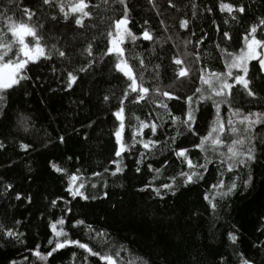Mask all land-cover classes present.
<instances>
[{
	"label": "trees",
	"instance_id": "trees-1",
	"mask_svg": "<svg viewBox=\"0 0 264 264\" xmlns=\"http://www.w3.org/2000/svg\"><path fill=\"white\" fill-rule=\"evenodd\" d=\"M74 2L52 0L50 5H44L42 0H0V30L7 32L8 21L3 14L12 16L17 22L27 21L20 9L30 7L36 13L31 23L37 25L46 52L52 57L29 63L25 75L30 79L12 91L11 107L6 116L0 115V142L4 144L0 149V224L22 233L19 240L0 238V264H11L13 260L16 264H83L82 255L87 254L76 246L60 249L46 261H39L30 251L38 244L41 253L50 250L47 240L54 235L51 224L62 217L68 238L88 243L98 252L111 254L120 250L116 259L122 264H239L242 257L252 264H264V149H261L259 139L253 141L257 144V162L250 166L237 165L229 173L220 168L219 160H216L208 166L204 181L198 186L180 187L174 196L164 189H161L163 199L150 188L140 191L149 181L153 187H159L162 183H172L173 176L179 180L178 173L187 168L170 152V148H176L170 143L169 147L158 145L153 149L154 154H147L138 165L139 173L135 171V161L141 159L140 153L146 152L139 144L120 158L114 157L113 133L120 122L112 113L123 98L126 78L116 71L114 63L106 62L108 57L101 59V52L107 43L109 24L122 16V6L117 0H87L91 18H84V26L79 27L71 13L65 20L59 11L60 4L67 11ZM220 2L126 0L128 27L138 40L135 45L126 40L122 47L138 78L143 72L145 86L159 87L182 96L191 95L195 87L202 86L199 82L201 69H206L205 76L208 71H226L227 53L239 52L244 46L246 31L264 17V0H223L246 6V15L233 13L236 20L227 12L219 11ZM209 8L213 11H207ZM53 16L57 19L53 20ZM181 20L189 22L186 29L180 27ZM145 29L153 36L152 41L143 40L141 33ZM224 30L229 32L231 40L223 38ZM260 36H264V32L257 38ZM7 39L6 36V42ZM198 40L201 43L198 44ZM89 42L93 44L92 57L83 51ZM56 49L66 51L68 56L58 57ZM196 54H199V61ZM137 55L143 59L144 69L134 59ZM174 56H179L184 67L190 69L188 77L177 79L178 68L172 62ZM112 59L114 61L115 57ZM86 60H93V67L87 73H79L81 79L73 89H68L67 71L79 68ZM249 67L251 87L257 96L249 97L237 86L231 105L220 106L225 123L229 118L235 123L250 112L264 113V81L260 79L255 61ZM105 95L110 97L107 102L103 100ZM159 99L154 92L148 98L149 101ZM210 103L203 104V112L197 113L202 131L216 119V110ZM171 106L178 108L175 102H171ZM236 109L240 110V115H233ZM174 115H180L179 111ZM20 116L28 118L27 132L17 123ZM138 121L167 124V128H159L156 136L145 128L147 135L141 134L137 140L151 137L163 142L167 136L176 134L170 117L156 103L141 101L136 104L126 100L125 143H132ZM251 133L257 138L264 137V126L254 125ZM60 137H64L63 143ZM194 140L180 136L177 142L189 149L194 161L203 163L205 153L193 147ZM21 143L30 147L22 150ZM165 158L168 162L162 164ZM112 159H119L126 166L118 177L104 172V168L114 170L115 165L110 163ZM148 164L161 168V172H150ZM53 165L68 174L86 178L87 194L98 199H73L66 192L68 176L57 172ZM93 172L103 175L93 176ZM249 175L252 179L244 187L243 181ZM217 179H223L226 184L236 180L238 187L230 196L219 200L216 212L212 213L203 195L206 191L212 192L210 185ZM103 181H107V187L103 186ZM91 183L97 188L92 189ZM104 192H108V197H104ZM17 194L21 197L19 200ZM53 200H56L55 205L51 204ZM75 220L92 225L93 231L89 233L83 225L74 228ZM97 231L107 235L98 237ZM230 231L238 236L235 244L228 239ZM89 264L105 262L91 257Z\"/></svg>",
	"mask_w": 264,
	"mask_h": 264
},
{
	"label": "snow or ice",
	"instance_id": "snow-or-ice-1",
	"mask_svg": "<svg viewBox=\"0 0 264 264\" xmlns=\"http://www.w3.org/2000/svg\"><path fill=\"white\" fill-rule=\"evenodd\" d=\"M11 2V0H10ZM107 2V0H105ZM122 6V16L115 19L109 24V29L106 32L107 43L105 49L101 52V59L108 57L107 63H114L116 71L121 73L126 78V89L123 92V98L119 100L118 108L112 115L117 121H119V127L115 129L113 135L115 137L114 157L120 158L122 154L127 153L130 148H135L136 144H139L146 152L140 153L141 159L136 160L137 167L135 171L139 173L141 171L140 165L145 156L149 153H153V149L157 148L158 145L163 147H169L170 144H175V149H169L170 152L176 157L177 160L184 166L187 171L182 170L177 176L171 177L172 183H162L159 187H153L152 181L141 188L140 191L151 189V191L157 196L163 199L161 189L167 190L171 195H176L177 190L180 187L187 188L188 186H198L201 181L205 180L204 173L208 171V166L219 160V167L224 171L232 173L236 166L246 167L257 162V144L253 143L254 140L259 139L261 149H264V137L257 138L251 133V129L254 125L264 126V113H252L243 115L237 122H233L231 118L225 121L221 118V104L231 105L232 99L234 98V89L237 86L243 88L247 96L255 98L257 96L256 91L251 87L252 78L249 76L250 62L255 61L258 65L257 72L260 73L261 81H264V36L258 35L264 32V17L259 18L257 23H254L246 31L243 37L244 46L240 48L239 52H229L226 56L225 68L226 71H208V75L205 76L204 72L206 69L200 70L199 82L205 87H195L191 95L184 94L183 96L179 93H174L168 90H161L159 87L150 88L145 86L143 82V72L140 73L139 78L134 72L133 66L125 58V48L122 45L125 44L126 40L135 45L138 37L128 27L129 20V9L126 4V0H117ZM52 0H42V4L50 5ZM195 7V5H194ZM220 12H227L233 20L237 19V16L233 13H239L241 16L247 14V8L243 4L225 3L223 0L218 5ZM89 9V3L87 0H75L68 10H65L63 4L59 5V11L63 15V19L69 18V13L72 14L75 25L79 27L84 26V18H91V12ZM21 13L27 17V21L21 20L17 22L12 16L5 15L8 23L6 24L7 32L3 33L0 30V115H7L8 109H10V97L12 91L17 86H22V82L30 79L25 75V71L29 63H35L41 58L51 59L52 57L46 52V46L42 43V36L39 34L37 25L31 23L36 13L30 7H22ZM207 11H213L212 8ZM53 20L57 17L53 16ZM187 20L180 21L181 28L188 27ZM215 23V21H213ZM227 23V21H224ZM40 28L43 25H39ZM114 29V30H113ZM217 31H220L218 28ZM10 34V35H9ZM142 38L145 41H152L154 38L150 31L145 29L142 33ZM8 37L7 42L5 37ZM222 36L225 40H231V36L227 30L222 31ZM26 38H31L26 40ZM201 43V41H197ZM219 47V45H217ZM55 48V45H53ZM87 53L88 57L93 56V44L88 43L87 47L83 49ZM11 54V55H10ZM56 55L60 58L68 56L66 51L56 49ZM188 55L187 52L184 53ZM13 56L15 57L13 59ZM113 56L115 60L113 61ZM196 60L199 61V54L195 56ZM134 59L139 61L140 68H145L143 59L139 56H135ZM172 62L177 66V79L186 78L189 76L190 69L184 67V61L179 56H174ZM93 60H86L79 68H73L67 71L66 75V87L73 89V86L78 83L81 77L79 73H87L93 67ZM233 69L237 71L234 73ZM156 93L160 99L149 101L148 98L150 93ZM134 94V95H133ZM219 98V99H217ZM105 102L110 100L108 95L103 97ZM130 100L132 103L139 104L141 101L156 103L157 106L164 110L165 114L170 117L171 124L174 126L175 135H169L162 142L160 139H147L137 140V136L144 133V129L148 128L152 136H156L159 128H167V124L157 125L156 123H146L144 121H138V131L132 135V143L127 144L124 141L123 134L125 129L124 124V113H125V101ZM171 102H175L178 108H173ZM210 103V107L216 110V119L212 120L208 124L207 128L202 131L200 127V117L197 115L198 112H203L202 105ZM197 105V106H194ZM179 111L180 115H174V112ZM233 115H240V110L236 109ZM255 117V119H253ZM28 118L20 116L17 123L23 128L25 132L29 129L26 127ZM207 123V122H206ZM237 125H242L238 127ZM183 129V131H181ZM180 136H184L185 139L190 137L195 138L193 141V147L198 149L200 152L205 153L203 156V163L199 160L194 161L191 158V153L187 147H181L177 142ZM60 142H64V137H60ZM198 141V142H196ZM230 141V142H229ZM19 147L22 150H27L30 145L21 143ZM4 148L3 142H0V149ZM226 149V151H225ZM139 151V148L136 149ZM167 158L162 161V164H167ZM111 164L115 165L114 170L104 168L105 173H109L113 177H118L119 174L124 172L125 165L120 163L119 159L110 160ZM53 168L57 172H64L63 169L53 165ZM150 172L160 173L161 168H153L151 164L147 165ZM79 172V169L77 170ZM66 192L71 195L73 199L90 200L98 199L97 196H93L88 193V184L86 178L81 177L77 174H68ZM93 176H102V173L93 172ZM223 175V172H221ZM251 175L243 181L244 187H247L251 181ZM103 186L107 187V181H103ZM6 188H11V185H6ZM90 187L96 189L97 185L91 183ZM236 180H232L231 183L226 184L223 179H217V181L210 185L212 192L206 191L203 195V200L207 202V207L211 209L212 213H215L218 208L219 200L230 196L237 190ZM104 197H108V192L103 193ZM20 195L17 194L16 199H20ZM29 203L31 199L28 198ZM52 205L56 204V200L51 201ZM68 211H71L68 209ZM18 224L19 221H16ZM57 225L60 229L57 230ZM65 219L59 218L55 223L51 224V230L53 238L47 240V245L51 246L50 250H46L44 253L39 251L41 245H36L34 249L30 250L32 255L39 261H46L49 257H52L55 252L60 249H64L68 246H76L83 250L82 255L83 264H89L91 257H98L100 261L105 264H122L118 262L116 257H119L120 250L114 253H108L103 251H94L88 243H82L77 239L68 238L69 234L64 230ZM84 226L89 233L93 231L92 225H85L83 220H75L73 227ZM22 233L14 231L5 225L0 224V238H4L8 241L11 239L19 240ZM107 234L105 232H96V236L104 237ZM228 239L232 244H235L238 240V236L230 231L228 233ZM72 256L75 257L76 253L73 252ZM11 264H16V261H11ZM147 264V262H144ZM239 264H252L247 258H241Z\"/></svg>",
	"mask_w": 264,
	"mask_h": 264
},
{
	"label": "rangeland",
	"instance_id": "rangeland-1",
	"mask_svg": "<svg viewBox=\"0 0 264 264\" xmlns=\"http://www.w3.org/2000/svg\"><path fill=\"white\" fill-rule=\"evenodd\" d=\"M27 39V38H26ZM123 46V45H122ZM253 62V61H252ZM250 64H251V62H250ZM237 70L236 69H233V72L235 73ZM207 87V86H206Z\"/></svg>",
	"mask_w": 264,
	"mask_h": 264
}]
</instances>
